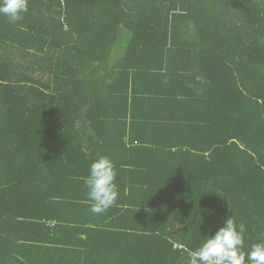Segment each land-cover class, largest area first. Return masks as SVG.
Wrapping results in <instances>:
<instances>
[{"label": "trees", "instance_id": "obj_1", "mask_svg": "<svg viewBox=\"0 0 264 264\" xmlns=\"http://www.w3.org/2000/svg\"><path fill=\"white\" fill-rule=\"evenodd\" d=\"M134 96L165 115L141 125ZM84 129L110 149L133 129L143 144L126 153L148 160L115 166L128 195L91 245L99 264H185L230 215L246 251L264 242V0H29L18 24L0 15V232L5 193L84 184L93 159L68 148Z\"/></svg>", "mask_w": 264, "mask_h": 264}, {"label": "crops", "instance_id": "obj_2", "mask_svg": "<svg viewBox=\"0 0 264 264\" xmlns=\"http://www.w3.org/2000/svg\"><path fill=\"white\" fill-rule=\"evenodd\" d=\"M155 86H152L151 83L142 85L140 83L142 90L157 88ZM140 97L142 96L131 98V109L139 117L141 125H150V123L159 121L160 116L165 115L163 107L152 100L158 98L152 97L149 98V102L143 103ZM128 123L132 125L131 120ZM83 131L78 138L74 137L70 140L69 151L83 148L86 155H90L93 161L98 155H106L115 166L124 163L125 160L126 162L134 160L133 163H139L141 159L142 162L148 163L147 159L141 158L136 153H126L143 144L139 139V132L133 129H129V133L125 137L126 149L102 148L93 142L94 133L92 130L84 129ZM70 134H75V131ZM152 134L155 141L166 139V133ZM111 136H123V131L112 133ZM129 148L131 150L126 151ZM151 149L165 152L175 148L169 145H154ZM77 153L81 154L80 151ZM153 153L155 154V152ZM166 153L163 154V158L157 160L158 165H166ZM125 166L132 167L131 164H125ZM55 180L51 182L53 185L52 201L47 199L50 195L47 192L37 197L30 196L28 199H19L20 197L13 192L4 194L5 204L11 207L12 218L5 227L8 232H0V264L100 263L97 259L101 258L96 253H92L91 245L102 242L104 231L114 229L112 225L116 224V219L121 215L116 213L118 206L114 204L103 214H93L89 211L87 190L84 184H78L72 179ZM118 183L121 184V180ZM122 183L124 184L125 180H122ZM118 193L120 200L128 195L123 196L121 192ZM125 224L126 226H138L134 222ZM131 230L135 229L132 228L129 231ZM118 251L115 253L116 258L121 255Z\"/></svg>", "mask_w": 264, "mask_h": 264}, {"label": "clouds", "instance_id": "obj_3", "mask_svg": "<svg viewBox=\"0 0 264 264\" xmlns=\"http://www.w3.org/2000/svg\"><path fill=\"white\" fill-rule=\"evenodd\" d=\"M29 0H0V15L10 24L23 20ZM116 171L113 161L98 155L90 164L84 178L89 211L103 214L118 198ZM246 226L237 223L233 215L223 220L222 226L205 236L200 246L190 250L185 264H264V242L255 243L246 251L244 234Z\"/></svg>", "mask_w": 264, "mask_h": 264}]
</instances>
